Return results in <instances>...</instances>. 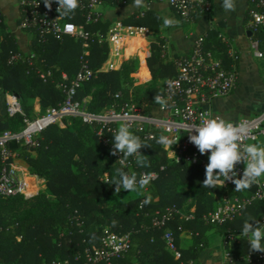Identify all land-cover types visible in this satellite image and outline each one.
I'll return each instance as SVG.
<instances>
[{
    "label": "trees",
    "instance_id": "16d2710c",
    "mask_svg": "<svg viewBox=\"0 0 264 264\" xmlns=\"http://www.w3.org/2000/svg\"><path fill=\"white\" fill-rule=\"evenodd\" d=\"M104 2L108 4L110 0ZM148 13H143L141 18L132 16V19L123 22L149 26L151 24L145 17ZM66 16L74 22L81 21L77 10ZM108 26V21L101 20L85 28L104 35ZM154 28L157 29L156 23ZM32 33L30 51L24 53L0 16V88L19 95L22 110L29 116H33L34 98L39 97L42 111L47 106H56L63 99L55 82L60 79L62 71L69 78L74 76L82 50L80 39L67 36L63 40L52 37L43 40ZM162 45L158 37L150 42L151 52L146 57V64L152 79L165 80L175 74L173 61L162 55ZM13 53H20L21 57L9 63L8 58ZM107 54L105 41L99 43L96 38L90 40L89 67L93 70L100 67ZM138 61L143 64L142 54ZM133 71V58H126L120 69L97 71L79 84L75 98L82 99L90 95L88 106L93 110L113 103L135 102L148 113L156 104L155 95H159L162 88L154 87L144 91L140 97L130 98L124 84L132 83L130 73ZM41 73L45 79L40 77ZM119 90L122 91V97L114 99V94ZM21 122L22 115L8 116L5 112L0 116V130L17 129ZM131 130L147 146L140 149L146 166L137 164V156L130 157L131 164L126 167L107 158L108 149L101 144L92 127L77 118H73L69 125H50L33 136L32 144H17L13 149V157L7 163L19 165L32 174L44 177L46 186L30 197H0V264H64V260L66 264H85V250L98 244L105 226L117 233H129L130 248L120 259L122 263L200 264L198 254L207 241L208 230L223 234L228 229L242 231L249 219L261 222L263 204L255 201L232 220L216 225L205 224L203 214L215 207L213 193L226 194L232 198V192L223 187H203L205 169L185 163H168L162 145L157 143L161 134L145 139L144 130ZM113 136L109 135L111 141ZM162 164L166 167L159 171L157 178L151 180L142 194L138 192L128 201L116 200V196L125 190L116 193L115 185L103 182L119 179L117 170L121 167L129 173L135 172L139 177L141 171L159 169ZM104 173L106 175L102 177ZM26 181H29V177ZM149 194L151 201L139 207L140 201L143 202ZM189 199L195 204L194 218L184 220L181 213H185L182 211L183 206ZM172 205L181 211L168 223L181 251L178 259L166 250L162 229L151 223L156 210H164ZM189 231L193 242L185 248L180 247V234ZM248 248L249 242L246 240L231 243L229 252L237 258L234 264H246L239 257Z\"/></svg>",
    "mask_w": 264,
    "mask_h": 264
},
{
    "label": "built area",
    "instance_id": "2783aa9c",
    "mask_svg": "<svg viewBox=\"0 0 264 264\" xmlns=\"http://www.w3.org/2000/svg\"><path fill=\"white\" fill-rule=\"evenodd\" d=\"M132 0H110L111 5H125ZM150 3L162 0H142ZM177 13L182 20L192 21L195 18L207 15L211 12L212 0H163ZM251 7L248 10L247 27L252 33L250 45L255 56L264 58V50L260 47L261 38L259 33L264 29V0H250ZM104 0H79L77 11L80 13L81 21L74 22L68 16L57 11L59 5L52 0L51 9L45 7L43 0H21V15L18 26L20 29L29 30L37 34L40 39L46 40L52 37L63 40L65 37H74L82 42V50L78 57V69L72 78L66 72H61V77L55 83L60 88L63 99L56 106H48L42 113L29 116L25 115L21 100L14 93H6V113L8 116L15 114L22 115V122L17 129L0 130V197L23 195L30 197L37 193L39 187L34 184L28 189V183L23 175H20L13 163L7 160L13 157V149L9 142L15 140L18 143L25 142L32 144L33 136L37 135L53 124L69 125L73 118L81 120L92 127L103 146L108 149L109 157L121 166L131 164L130 157L125 164L118 161L121 153L112 155L113 144L109 135H114L115 130L121 124H127L130 128L145 131L144 138L152 139L157 134L169 135L179 141L173 145L171 152L169 148L163 149L168 163H185L205 169L208 161V154H200L197 147L189 140L191 132L189 129L199 126L209 116L214 115L204 105L211 99L223 97L229 94L236 85L237 71L234 67H225L221 58L217 57L214 50L207 45L206 36L199 35L193 41L191 50L173 59L175 74L167 77L164 81L162 92L159 94L167 100V107L162 108L155 104L150 112H144L135 102L116 104L113 103L100 110L90 109L85 98H75L76 89L79 84L95 75L99 69H91L88 65V51L90 40L96 38L99 43L106 42L108 46L109 66L115 65L111 56L120 63L127 58V45L135 38H145V31L142 26L130 28L121 20L112 21L104 35L88 31L85 26L101 21V13L97 7ZM141 15L143 13H140ZM223 39V37L221 38ZM137 44V42L135 43ZM20 53H13L8 58L9 63L17 61ZM51 75V73H50ZM40 77L45 79L43 73ZM122 91L114 94V99L122 97ZM152 108V109H153ZM231 121V120H228ZM244 126L242 142L246 144L264 145V109L255 115L242 116L232 121ZM192 134H196L193 130ZM135 158V156H131ZM165 164L159 169L141 171V174H151L152 179L157 178L159 171L164 170ZM245 165H236L237 177L243 175ZM139 175V176H140ZM223 179V178H221ZM255 189L235 191V184L226 181L223 188L232 192V198L216 205L212 210L203 214L205 224H222L238 216L241 211L258 201L263 204L261 223L264 224V177ZM222 187V186H221ZM142 201L139 203L141 207ZM243 205V207H241ZM195 206H192L186 213H181L175 205L167 206L164 210H156L151 218L152 226L162 229V239L166 250L172 253L173 257H181L173 230L168 223L175 214H182L184 220L194 218ZM242 231L228 229L222 234V245L225 247V264H234L235 258L227 247L240 238H248L241 235ZM188 234H192L190 231ZM130 248L129 233H117L108 227L103 228V235L97 245L86 249L85 264H125L120 262L124 253ZM246 264H264V252L252 251L249 249L239 257ZM67 261L64 260V264Z\"/></svg>",
    "mask_w": 264,
    "mask_h": 264
},
{
    "label": "crops",
    "instance_id": "0c3cea01",
    "mask_svg": "<svg viewBox=\"0 0 264 264\" xmlns=\"http://www.w3.org/2000/svg\"><path fill=\"white\" fill-rule=\"evenodd\" d=\"M20 2L21 0H0V16L7 29L15 35L21 51L28 53L33 33L29 30L20 29L18 26L21 15ZM134 2L135 0H132L128 4L118 6L103 2L97 7L101 13V20L108 21L109 25L115 20L123 22V20L132 19V16L141 18L143 14L140 13L149 11L145 17L148 18L151 25H145L142 28L145 31V38H135L139 40L137 44L145 45L146 48L143 64L136 63L133 59L134 71L130 73L132 78L137 76L139 68L142 70L141 77L151 78L146 64V57L151 52L150 42L156 40V37L163 42V57L173 61L175 57L186 54L191 50L196 37L205 35L208 45L212 47L215 55L222 59L224 66L236 69L237 81L229 94L211 99L204 106L208 107L214 115L231 121L242 116L258 114L264 109V58L255 56L250 45L252 33L247 27L248 10L251 7L250 0H235V11H226L223 7V0H212L211 12L192 21L182 20L163 0L150 3L142 1L140 6H135ZM165 17L174 21L173 26H164ZM154 23H156L157 29L154 28ZM126 25L130 28L139 27L132 24ZM222 37L223 39H221ZM259 37L262 41L260 47L264 50V29L259 33ZM126 53L128 54V51ZM126 57L132 58L128 55ZM111 60L116 64L110 67L108 60L105 59L98 67L99 71L121 68L122 63L115 61L112 56ZM6 93L0 88V116H3L6 112ZM84 98L89 101L91 96L88 95ZM154 108L152 111L156 112ZM42 112L39 97H36L32 101V114L37 115ZM106 157L110 159L108 153ZM14 166H16L19 174L25 177V180L27 177H29V181L33 179L32 186L35 184L39 188L41 187V190H44L46 186L44 177L40 178V176L28 172L19 165L14 164ZM138 192L139 190L131 193L137 194ZM141 192L143 193L144 189H141ZM141 192L139 193L142 194ZM213 194L217 198L218 194ZM239 240L249 242L248 238H240ZM192 242L193 238L190 234H180L178 242L180 247L185 248ZM227 250L230 251L228 247ZM224 251L222 234L218 231L208 230L207 241L198 254V262L200 264H225Z\"/></svg>",
    "mask_w": 264,
    "mask_h": 264
},
{
    "label": "clouds",
    "instance_id": "9594fccd",
    "mask_svg": "<svg viewBox=\"0 0 264 264\" xmlns=\"http://www.w3.org/2000/svg\"><path fill=\"white\" fill-rule=\"evenodd\" d=\"M59 7L57 11L67 15L74 12L79 6V0H56ZM45 7L51 9L52 0H43ZM135 6H140L142 0H135ZM223 7L226 11H235V0H223ZM164 26H173L174 21L168 17L164 18ZM154 102L160 104L162 108L167 107V100L161 95H155ZM195 130L196 134H192ZM191 132L189 140L197 147L200 154H208V163L205 167V179L202 186L206 188L223 187L226 181L235 184V191L248 190L253 183L264 177V145L246 144L242 142L244 126L225 120L220 117H212L204 121L199 126L189 129ZM179 141L172 136L161 134L157 143L171 150L172 146ZM112 155L121 153L118 160L125 164L131 156H137V164L146 166L140 149L147 147L142 139L135 135L127 124H121L114 133ZM175 155V153L171 150ZM176 156V155H175ZM245 165L241 178L237 177L236 165ZM119 179L115 181H103L107 184L115 185L116 193L122 189L135 192L147 188L152 180L151 174H141L139 177L135 172L129 173L123 167L117 170ZM223 178V179H221ZM152 197L149 194L142 202L147 204ZM243 207V205H241ZM255 223H252V222ZM242 236L248 237L249 246L252 251L264 252V224L259 220H247L242 229Z\"/></svg>",
    "mask_w": 264,
    "mask_h": 264
},
{
    "label": "rangeland",
    "instance_id": "374dc122",
    "mask_svg": "<svg viewBox=\"0 0 264 264\" xmlns=\"http://www.w3.org/2000/svg\"><path fill=\"white\" fill-rule=\"evenodd\" d=\"M137 41H139V40L138 39H132V43L128 44L127 48L125 49L126 51H128L127 55L131 56L133 59H135L136 63L139 62L138 60H139L141 54H142V57H144L145 51H146L145 45L142 46V45H139V44H135ZM131 45H133V46H131ZM135 45H138V47H134ZM137 73H138L137 76H133L132 83H130V84L125 83L124 84L125 90H127L129 92L130 98L140 97V96H142L144 91L149 90L151 88H154V87L162 88L163 87V84H164V81H165L164 78H154V79H152V78L149 79L148 78L147 79L145 77H141L142 71H141L140 68L138 69ZM105 175H106V173H104L102 175V177H104ZM32 182H33V179H32V181H28L27 182L28 183V187H29L28 189L33 188V186L31 185ZM145 189H144V191H145ZM37 192H41V187L37 190ZM139 192H141V190H139ZM217 194L218 195H217V198L215 200V205L214 206H216V205H218L220 203H223L226 200L230 199V197L228 195H226V194H219V193H217ZM134 196H135V194L125 190L121 194L116 196V200L117 201H128ZM193 205H194L193 201L191 199H189V200H187L185 202V204L183 206V210L182 209L181 210L186 213L188 211V209L190 207H192Z\"/></svg>",
    "mask_w": 264,
    "mask_h": 264
},
{
    "label": "water",
    "instance_id": "95a60500",
    "mask_svg": "<svg viewBox=\"0 0 264 264\" xmlns=\"http://www.w3.org/2000/svg\"><path fill=\"white\" fill-rule=\"evenodd\" d=\"M20 100L21 97L17 94H15ZM9 146L14 149L17 146V142L15 140H12L9 142ZM255 189V184L250 185L249 190L253 191Z\"/></svg>",
    "mask_w": 264,
    "mask_h": 264
}]
</instances>
